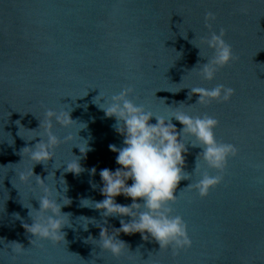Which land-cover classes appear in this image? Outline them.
<instances>
[{
    "label": "water",
    "instance_id": "1",
    "mask_svg": "<svg viewBox=\"0 0 264 264\" xmlns=\"http://www.w3.org/2000/svg\"><path fill=\"white\" fill-rule=\"evenodd\" d=\"M209 11L217 17L212 30L224 28L239 57L211 82L198 75L213 55L200 43L210 35ZM217 84L235 89L230 102L199 105L198 95L188 98L191 88ZM126 87L135 89L129 99L157 116L170 117L174 109L166 106L180 102L191 116H213L220 122L217 140L239 149L228 160L224 181L200 198L186 187L200 178L194 170L202 149L191 146L194 138H185V170L193 174L180 182L172 207L173 215L186 222L193 244L175 257L139 233L120 234L131 252L119 259L99 247L95 224L109 231L121 226L120 217H108L104 224L93 201L104 199L100 170L120 167L109 145L122 147L123 137L113 128L115 119L95 103L106 107ZM47 109L71 111L76 122L63 128L53 121L52 131L62 143L54 159L35 165L34 173L45 178L58 202L64 196L72 201L62 207L72 215L63 229L66 242L32 245L34 237L22 224L32 223L29 209L39 208L43 193L35 177L31 186L19 182L18 173L33 166L27 154L22 159L19 153L39 142L33 137L43 135L39 125ZM172 123L182 128L175 119ZM69 134L73 140L63 143ZM87 143L93 150L80 160L85 171L65 173ZM197 164L218 174L203 161ZM258 178L264 179V0H0V264H264V182ZM116 202L132 203L123 195ZM12 241L24 246L23 254L11 252Z\"/></svg>",
    "mask_w": 264,
    "mask_h": 264
},
{
    "label": "clouds",
    "instance_id": "2",
    "mask_svg": "<svg viewBox=\"0 0 264 264\" xmlns=\"http://www.w3.org/2000/svg\"><path fill=\"white\" fill-rule=\"evenodd\" d=\"M244 11L246 10L241 9V12ZM216 18L215 13L211 11L206 13L205 27L210 35L200 39L201 44L213 51L212 57L207 59V63L202 64L198 71V75L208 82L216 78L219 70L239 59L234 54L232 46L225 40L226 30L220 28L218 33L212 30V22ZM134 91L133 87L122 89L119 94L111 96L106 107L104 103H95L104 111L107 118L115 119L113 128L123 137V146L118 148L114 144L109 145V149L117 153L116 163L120 167L115 171L108 168L100 170L99 176L103 183L100 192L104 199L93 201L94 209L105 218L104 224L108 223V217H120L121 226L109 231L107 227L100 224H92L100 228L98 239L100 249L117 259L125 255L126 251L131 252L129 245L118 238L121 233L125 235L139 233L144 241H149L151 238L159 245L160 250H170L175 257L181 251L190 249L193 244L186 222L181 216L173 215L172 207L177 202L178 197L175 193L180 182L191 180L193 174L185 170L189 151L187 146L189 142H185V138H194L195 142H190L191 146L202 149L196 157L194 170L200 178L186 187L189 191H195L200 198H206L212 189L224 181L228 160L237 157L239 149L234 144L217 140L215 129L220 122L213 116L208 114L191 116L181 110L180 105L185 104L184 102H180L176 107L165 105L169 109H174L170 117L157 116L147 110L144 105L136 104L129 99ZM194 94L199 97L196 103L199 105H209L213 102L228 103L235 95V89L224 84H217L213 88L194 87L191 88L188 98L191 99ZM97 97L103 100L101 93ZM70 113L71 111L66 110L57 112L47 109L39 125V128H43V135L33 137V139L40 137L39 142L34 146L22 148L19 153L22 159L27 154V158L33 162L30 170L18 173L19 182L31 186L30 182L35 177V183L43 193L37 199L39 208L33 206L28 208L32 223L22 224L25 231L34 237L30 241L32 245L36 241H50L53 244L66 242V233L63 229L69 227L68 218L72 214L62 212V207L71 205L72 201L67 196H64L62 204L54 199L45 178L36 175L34 167L37 164L46 166L54 159L55 149L62 141L52 131L53 121L63 128H70L76 122ZM153 118L156 120L154 124L150 123ZM173 119L182 125L181 129L176 128L172 123ZM72 140L73 136L69 134L63 139V143H69ZM79 150L81 156H76V160L66 164L65 173L79 176L85 171L80 160L86 158L87 153L93 149L87 143L85 148H79ZM198 160L203 161L207 169L214 170L218 174L212 175L208 170L202 171L201 166L197 164ZM96 171L93 167L90 173L94 176ZM129 180L132 181L130 185L127 183ZM258 180L264 182L262 178ZM63 181L67 185L64 179ZM92 187L95 189L96 185L93 184ZM120 195L131 198L132 203L130 205L117 203L116 197ZM16 215L17 219H20L19 214ZM123 217L131 219L126 222ZM87 228L88 226L84 229L87 230ZM88 240L97 241L92 236H89ZM8 244L13 246L10 248L11 252L17 255L23 254L26 250L19 242L12 241Z\"/></svg>",
    "mask_w": 264,
    "mask_h": 264
}]
</instances>
